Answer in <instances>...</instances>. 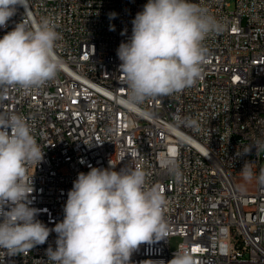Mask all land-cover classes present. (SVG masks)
<instances>
[{
    "label": "built area",
    "instance_id": "built-area-1",
    "mask_svg": "<svg viewBox=\"0 0 264 264\" xmlns=\"http://www.w3.org/2000/svg\"><path fill=\"white\" fill-rule=\"evenodd\" d=\"M147 2L29 0L28 11L17 6L0 28L2 38L23 20L47 17L61 36L55 51L63 68L54 79L30 91L0 88V112L24 117L44 153L38 165L28 166L30 206L53 229L79 173L107 169L109 161L115 171L141 168L147 185L165 197L167 235L140 244L129 264H169L180 250L189 251L195 264H264V184L258 180L264 149L253 146L264 141V0H234L233 8L231 0H190L221 25L203 42V78L130 110L116 52ZM242 146L253 149L237 156ZM168 160L178 167L179 181ZM246 161L257 179L254 191L237 183ZM253 196H260V207L248 208ZM175 237L180 241L173 247ZM56 239L51 231L45 244L27 253L4 256L0 250V264H52L46 249L55 250Z\"/></svg>",
    "mask_w": 264,
    "mask_h": 264
},
{
    "label": "clouds",
    "instance_id": "clouds-1",
    "mask_svg": "<svg viewBox=\"0 0 264 264\" xmlns=\"http://www.w3.org/2000/svg\"><path fill=\"white\" fill-rule=\"evenodd\" d=\"M17 6L26 12L29 0H0V28L7 26ZM116 15L110 13L109 19ZM220 29L206 7L190 0H148L132 20L131 36L116 52L128 90L125 106L134 110L150 98L194 86L203 78L202 65L208 55L203 42ZM60 38L54 21L47 17L34 24L23 20L7 31L0 38V88L30 91L54 79L63 68L55 51ZM188 124L195 126L196 121L189 119ZM253 146L257 151L264 149V141L256 140ZM252 149L242 146L236 155ZM43 156L25 118L0 112V250L4 256L27 253L45 244L54 231L56 248L46 249L52 264H129L140 244L167 235L162 191L147 185L143 169L115 171L110 161L107 169L93 167L78 174L67 193L62 222L49 229L36 218L39 209L30 206L29 200L34 189L28 166L38 165ZM165 165L179 181L175 162L168 160ZM241 176L245 181L253 179L249 161ZM258 180L264 184V170ZM169 264H195V260L189 251L180 250Z\"/></svg>",
    "mask_w": 264,
    "mask_h": 264
},
{
    "label": "rangeland",
    "instance_id": "rangeland-1",
    "mask_svg": "<svg viewBox=\"0 0 264 264\" xmlns=\"http://www.w3.org/2000/svg\"><path fill=\"white\" fill-rule=\"evenodd\" d=\"M231 2H232L231 8H233L234 7V0H231ZM237 183H238L241 190L254 191L256 189V186H257V179L253 177V179L251 181H245L243 179V177H241L238 179ZM179 241H180L179 237H175L174 239H172V246L176 247Z\"/></svg>",
    "mask_w": 264,
    "mask_h": 264
},
{
    "label": "bare ground",
    "instance_id": "bare-ground-1",
    "mask_svg": "<svg viewBox=\"0 0 264 264\" xmlns=\"http://www.w3.org/2000/svg\"><path fill=\"white\" fill-rule=\"evenodd\" d=\"M260 207V196H253L252 201H248V208Z\"/></svg>",
    "mask_w": 264,
    "mask_h": 264
}]
</instances>
